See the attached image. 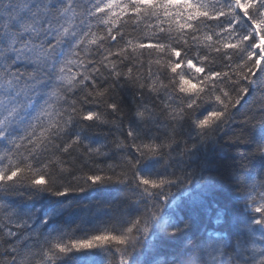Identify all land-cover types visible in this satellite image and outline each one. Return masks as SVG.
Here are the masks:
<instances>
[{"label":"trees","instance_id":"1","mask_svg":"<svg viewBox=\"0 0 264 264\" xmlns=\"http://www.w3.org/2000/svg\"><path fill=\"white\" fill-rule=\"evenodd\" d=\"M115 11L118 13L119 9ZM98 15L102 16L103 13ZM220 19L227 24L225 17ZM93 23L96 24L94 18ZM168 26L169 21L162 16L159 19L156 16L137 17L131 9L119 14L116 22L111 24L110 34L109 25L96 24L93 31L99 39L90 46L88 54V59L95 63L89 64L88 68H99L103 76L93 75L97 80L95 86L90 81L86 82V91L94 94L89 97L91 103H79L85 95L79 88L69 96L70 99H77L80 107L96 111L101 110L104 101L116 100L130 113L129 123L140 131L143 139L137 143L171 144L170 148L161 149L159 156L142 160L136 169L135 179L130 169L121 167L123 156L131 154L134 149L121 150L108 145L109 141L124 140L126 144L129 143L125 134L129 126L127 120L119 129L114 125L86 127L84 139L93 146L105 144L106 157H89L84 154L83 147L75 151L69 149V153L50 147L42 155V150L37 149L39 162L35 157L27 161L31 164V170L24 167L21 157L28 153L23 149L19 156L0 159V167L20 164L22 175L29 176L41 169L44 163L49 165L44 179L51 183V191L46 186H36L27 181L11 187L0 185V203L7 205L17 223L20 224L19 219L23 220L20 215L24 212L19 210L21 205L43 209L47 217L43 225L47 228L46 241L38 248L37 264H121L122 259L126 264H264V223H258L264 221V213L258 218L247 214L249 206L256 212L257 207L264 205V109L251 107L256 87H252L239 107L232 109L227 121H220L208 130L197 127V121L216 107L207 98L210 90L214 94L226 91L232 96L236 95L230 86L231 81L224 80L217 87L207 83L204 77L209 70H214L227 72L234 80L233 70L237 64L244 63L241 59L244 54L231 49H221L220 53L210 52L203 43L197 45L189 39L184 44L170 39L169 33L160 31ZM201 28L197 35H212L213 41L210 43L217 39L215 32L221 33V39L226 35L216 20L208 21L207 26L202 25ZM185 31L190 30L185 28ZM113 35L116 36L115 40L111 39ZM171 35L174 37L176 33ZM129 40L137 45L135 53L128 44ZM251 40L250 37L244 46ZM157 42L171 45L180 55L158 53L147 47ZM232 42L236 43L235 36ZM141 43L145 45L143 49L138 47ZM257 43L264 41L257 40ZM105 50H110L113 55L108 56L104 65L115 62V70L121 72L131 68L132 77H139L146 89L136 90L126 85L121 90L105 93L104 97H95L97 91L108 88L104 77H108V80L112 78L109 76L112 70L99 63L107 54ZM223 52H227L231 59L222 56ZM205 56L208 58L205 59ZM188 60L205 71L196 73L195 68L188 65ZM261 63L264 64V61ZM173 65H178L176 72H172ZM72 71L77 69L73 67ZM181 77L190 82L186 87L192 89L195 84L201 91L198 94L196 89L181 92ZM216 79L213 77V81ZM153 88L155 91H152ZM141 91L145 96L154 98L155 104L150 99L142 100ZM193 100L196 103L189 109L188 104ZM145 104L156 114L155 122H149L146 127L138 120L139 117H135V112L143 111ZM181 109L184 110V119L176 125L171 115L179 113ZM252 113L255 115L249 120L248 115ZM106 118L111 120L115 116ZM172 127H175L174 132L171 131ZM76 131L79 132L80 128L77 127ZM48 135L46 132L45 136ZM74 138L63 135L62 139H52L62 149ZM3 153L0 142V155ZM108 165L113 166L114 180L89 182L82 191L65 192L62 188L83 184L84 178L92 174L113 175ZM124 172H127V176L121 177ZM139 176L169 183L160 188L149 185V192L153 194L149 195L143 192V185L137 187ZM119 178L125 182L115 180ZM164 196L167 198L164 199ZM157 206L159 214L150 220L149 231L143 233L134 229L129 235L133 239L139 236V239L126 247L108 242L89 248H72L65 253L55 251L56 244L68 246L70 242L92 240L104 234L125 235L137 219L151 217V213L157 211ZM2 215L0 213V217ZM240 219L244 222L243 226L252 228V233L248 234L243 227L236 226ZM8 228L12 231L24 230V235L28 236H36L42 230L17 229L14 224H8ZM0 237L4 241L9 239L3 230H0ZM7 247V243L0 245L2 260L10 259L3 252ZM49 251L53 252L52 259H49Z\"/></svg>","mask_w":264,"mask_h":264},{"label":"snow or ice","instance_id":"2","mask_svg":"<svg viewBox=\"0 0 264 264\" xmlns=\"http://www.w3.org/2000/svg\"><path fill=\"white\" fill-rule=\"evenodd\" d=\"M116 9H119L118 13ZM129 9L137 17L166 18L169 26L167 29L161 28L160 31L169 33L170 39L182 41L184 44H187L189 39L197 45L203 43L210 52L220 53L221 49H231L244 54L241 56L244 63L237 64L233 70L234 80L227 72L214 70H209L208 75L204 77L207 83H213L217 87L224 80L231 81L230 86L236 95L232 96L226 91L214 94L210 90L207 98L212 100L216 107L210 111L212 115H205L206 118L204 116L197 121V126L201 130H208L220 121H227L232 115V109L241 105V101L249 95L253 86L256 87V94L252 98L251 107L264 109V64L261 63L264 61V43H257V40L264 41V0H0V142L4 148L0 159L19 156L23 149L28 153L27 156L21 157L24 167L31 170V164L27 161L35 157L39 162L36 156L37 149L42 150V155L50 147L63 153H69V149L75 151L83 147L84 154L89 157H106L108 152L105 151V144L93 146L86 142L83 135L86 127L114 125L119 129L125 120L129 125L125 133L129 143L126 144L124 140L109 141L108 145L121 150L134 149L131 154L123 156L121 165L132 171L134 179L137 177L136 169L142 160L159 156L161 149L171 147L167 142L137 143L143 139L140 131L129 123L130 113H127L116 100L104 101L101 110L96 111L86 110L78 105L77 99L69 98L70 94L76 93L79 88L85 92L79 103L87 105L92 102L89 97H93L94 94L86 91L88 88L86 82L90 81L91 85L95 86L97 80L93 75L103 76L99 68L95 66L88 68L89 64L95 63L88 59L90 46L95 45L99 39L93 28L96 24H107L110 34L111 24L116 22L120 13L128 12ZM100 13L103 15H98ZM221 17L227 19L226 25ZM93 18L96 24L93 23ZM210 20L218 21L226 33L221 39V33L215 32L217 39L214 43H210L213 41L212 35L206 33L203 37L197 35L202 31L201 26H207ZM185 28L190 31L186 32ZM173 32L176 33L174 37L171 35ZM233 36L236 43L232 42ZM250 37L252 40L245 47L244 43L249 41ZM111 39L115 40L116 36H111ZM128 44L135 53L137 45L131 40ZM138 47L143 49L145 45L141 43ZM147 47L158 53L180 55V52L171 45L160 42L149 44ZM105 51L107 54L99 61L102 65L108 60V56L113 55L110 50ZM222 56L231 59L227 52H223ZM187 63L195 68L196 73L205 71L203 67L194 65L191 60ZM104 66L112 70L109 73L112 78L108 80V77H104L108 82V88L97 91L95 97H104L105 93L121 90L126 85H131L136 90L146 89V85L140 82L139 77H132L131 68L127 72L116 71L115 62H109ZM73 67L77 71L73 72ZM177 67L178 65H173L172 72H176ZM213 77L217 79L213 81ZM181 81V92L196 89L198 94L201 91L195 84L192 85V89L186 87L190 82L183 77ZM152 91H155V88ZM141 99H150L155 104V99L145 96L143 91ZM195 103V100L191 101L188 108L191 109ZM143 109L136 111L135 117H139L138 120L146 127L149 122H155L156 114L146 104L143 105ZM183 112L181 109L179 113L174 112L171 115L176 125L184 119ZM254 115L255 113L248 115V119L251 120ZM107 116H115V119H107ZM77 127L80 128L79 132L76 131ZM171 131L174 132L175 127H172ZM46 132L49 134L47 137ZM63 135L75 138L61 149L60 145L54 144L52 138L62 139ZM48 167L49 165L44 163L41 169L30 176L22 175L23 169L20 164L7 168L0 167V185L11 187L27 181L36 186H46L47 190L51 191V183L44 179ZM108 168L113 170V175L92 174L84 178L83 184L62 188L65 192L82 191L89 182L114 180L113 166L108 165ZM126 176L127 172L121 173V177ZM115 180L125 182L123 178ZM166 183L169 182L165 180L157 182L139 176L137 187L143 185V192L153 195L149 192V185L152 188H160ZM166 198L167 196H164V199ZM158 208L159 206L156 212L151 213V219L158 216ZM256 211L264 213V205L257 207ZM0 213L3 214L0 217V230L9 238L4 241L3 237H0V245L8 244L3 252L10 257L8 260L0 259V264H28L29 253L24 250L28 238L24 236L23 225L15 221L13 213L4 203H0ZM151 219L149 217L137 219L127 229V233H132L134 229L136 232L142 230L143 233H147ZM8 224H14L17 229L23 231H12ZM108 242H115L123 248L130 244V237L127 234L120 236L104 234L92 240L70 242L68 246L56 244L55 251L65 253L72 248H89ZM48 256L52 259L53 252L49 251ZM121 264H126V261L122 259Z\"/></svg>","mask_w":264,"mask_h":264},{"label":"bare ground","instance_id":"3","mask_svg":"<svg viewBox=\"0 0 264 264\" xmlns=\"http://www.w3.org/2000/svg\"><path fill=\"white\" fill-rule=\"evenodd\" d=\"M262 151L264 152V146L262 148ZM19 210L21 212H24L23 214L20 215L23 220L19 219L20 224L23 225V228H25L26 230H28V228H36L39 230L42 229L36 236L24 235L28 238L25 241V245H24V250L29 253L28 264H31L33 262H36L37 264L38 263L37 259L39 258L38 248L44 241H46L45 237L47 233V228H44L43 225L46 224L44 223V219L47 217L44 216L43 209L31 206V205H24V206L21 205L19 207ZM247 214L249 216L258 218L261 213L257 211L254 212L253 210H251V206H249V210H247ZM242 221H243L242 219L238 220V222L236 223V226L240 228L243 227V231H245L248 234L252 233V228L251 227L247 228L243 226L244 222ZM17 231H20V230H17ZM243 239L246 240L245 237Z\"/></svg>","mask_w":264,"mask_h":264},{"label":"clouds","instance_id":"4","mask_svg":"<svg viewBox=\"0 0 264 264\" xmlns=\"http://www.w3.org/2000/svg\"><path fill=\"white\" fill-rule=\"evenodd\" d=\"M208 115H212V113H211V112H208L206 116H208ZM206 116H205V118H206ZM197 127H198V126H197ZM198 128H199V127H198ZM149 219H151V217H149ZM126 234L130 237V243H135V242L139 239V236L136 237L135 239H133V238H131V236L129 235L130 233H126Z\"/></svg>","mask_w":264,"mask_h":264}]
</instances>
